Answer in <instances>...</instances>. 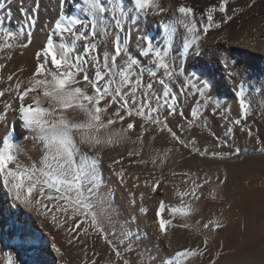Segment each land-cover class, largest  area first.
<instances>
[{
    "label": "snow or ice",
    "instance_id": "obj_1",
    "mask_svg": "<svg viewBox=\"0 0 264 264\" xmlns=\"http://www.w3.org/2000/svg\"><path fill=\"white\" fill-rule=\"evenodd\" d=\"M228 4L229 0H219L218 5L209 6L207 23L202 29L198 28L194 18L188 19L194 13V9L180 4L176 9V12L180 14L177 23L182 25L189 34L183 40V48L192 49L200 42L201 31L206 35L209 29L220 28L221 22L231 21L237 11L243 10L232 9L233 14L229 15ZM253 4L255 0H251L248 7ZM82 5L87 19L74 13H61L56 19L46 44L35 53V68L31 76L27 78V84L25 85L24 81L17 78L7 89L0 90V96H4L6 91L15 93L18 100L19 119L26 129L35 133V138L41 143L43 149L40 167L35 164L24 166L16 155L18 145L14 141L13 131L7 132L0 138L2 143L0 177L3 178V185L15 200L30 208L43 207L47 214L52 215L53 224L67 233L66 239L69 245L84 243L85 237L88 236V228L84 227V224H88L94 232L107 241L105 230L94 211L95 204L92 200L99 190L101 181L99 170L106 150L115 149L128 142L139 144V148L127 150L126 156L121 155L118 159H112L109 164L110 168L121 165L115 175L124 184L126 183L125 169L122 165L126 159L129 164L149 163L148 160L140 158L146 135L151 137V140H155L158 135L168 134L174 143V149L167 148L163 156L150 157L152 165L162 170L168 159V153L173 150L179 152L181 148L189 147V142L182 139L177 131L169 126V118L179 115L187 122L186 128L184 124L176 125L180 131L190 130L194 122L199 119L196 109L190 112L192 119L185 117L183 110L178 108V101L172 94L170 84L164 78H157V72L154 69H163V76L168 80L185 76L183 68L177 71L174 62L167 59L169 55L167 48L161 49L153 45L151 38L141 37L145 44L139 54L145 57L151 55L154 65V68L146 69L130 54L125 43V39L131 36L132 27L129 24L134 16L160 15L169 11L161 5L160 0H82V4L80 0H76L72 7L80 9ZM216 12L223 14L222 21L214 20ZM27 19L30 26L35 25L36 21L33 17L28 16ZM105 20H108V24L104 23ZM109 25L112 26L114 34V39L111 40V51L102 52L100 44L89 42V37L95 38L99 35L106 45L110 35ZM174 27V25H165V31L171 33ZM84 30H88L87 33ZM119 33H124L123 39ZM26 35L28 39L18 47L30 46L31 33ZM66 36L72 37L70 42H66ZM55 37H59V40L54 39ZM5 38L15 39V36L7 32ZM81 41L84 42L82 51H77ZM12 47L11 43L0 45V49ZM193 54H196L195 50ZM121 57L123 59L118 64L117 60ZM8 58L11 59L10 54ZM4 67V64H0V70ZM90 68L93 70L92 76L89 75ZM145 71L162 86L161 92L142 90ZM133 75L135 79L132 78ZM229 75L231 76L232 73ZM14 77L15 73L9 74L7 81H13ZM197 80L194 73L185 76L182 87L202 98L197 101L201 108L206 109L209 104H212V114L218 113L222 119L228 121L225 135L233 134L234 127L239 126L241 120H246L252 112L251 99L245 85L241 82L237 85L235 92L240 118L229 120L226 112L222 110L220 101L212 100V97L206 93L205 89L209 87V84L203 82L198 86L194 82ZM146 88L152 90L153 83H147ZM30 94H35L36 98L28 100ZM41 94L47 100V106L41 103ZM10 109L11 105L6 104L3 114H0V120L6 117ZM68 110L79 111L84 119L74 122L66 115ZM117 124L120 127L113 128ZM239 130L246 131L248 136L252 135L250 129L241 127ZM76 133L79 134V143L76 140ZM133 133H136L135 139L132 137ZM191 143L193 147L189 155L198 153L200 156H205L207 154L195 147L194 140ZM80 145L85 146L88 151L81 152ZM239 151L237 149L236 152L227 155H238ZM261 151H264V148ZM211 155L221 154L213 152ZM10 165L13 166L10 167ZM171 175L183 176V182L188 187L183 191L178 189L175 191V195L181 199L182 207H172L168 211L173 214V217L175 214L190 216L195 208L191 203L185 204L184 198L199 201L203 195V187L209 184L212 177L206 174L201 180L200 177L193 178L194 174L187 172H172ZM132 179L137 181L132 185L134 188L143 185L151 193L163 191L165 186L171 183L163 174L157 176L155 172L149 173V178L143 181L139 176H133ZM216 180L219 184H224L227 177L223 179L216 177ZM212 193L215 199V189ZM144 195L145 193H140L142 198ZM42 200L49 203L44 204ZM131 203L135 204V200ZM139 211L146 214L148 209L141 206ZM165 211L166 205L160 201L155 215L158 231L164 238L169 235V226H174L172 219L165 218ZM179 227L188 228L190 225L184 223ZM220 227L219 223L212 224L211 221L203 225V228L209 231ZM203 245V251L197 245L195 248L178 251L174 255L184 259L203 256L207 251V237L204 238ZM53 247L56 246L53 245ZM56 250L60 251L59 248ZM113 251L117 261L122 260L123 264H129V261L124 259L121 252L114 246ZM117 261H113L112 264H117ZM149 264L152 262L149 261ZM161 264H180V260L161 258Z\"/></svg>",
    "mask_w": 264,
    "mask_h": 264
},
{
    "label": "bare ground",
    "instance_id": "obj_2",
    "mask_svg": "<svg viewBox=\"0 0 264 264\" xmlns=\"http://www.w3.org/2000/svg\"><path fill=\"white\" fill-rule=\"evenodd\" d=\"M161 1H163L165 8L169 9V11H166L160 15H148V16L136 15L134 16V18L131 20L129 24V26L132 27L131 36L125 39V43L127 45L128 51L132 53L133 56H136L135 58H138L139 60H142L145 57L139 54L145 44V41L142 40L141 37L151 38L152 43L154 45V33H155L154 26L157 25L158 22L161 24V22L165 19H170V21L173 20L174 22H176L177 25H175V27H177L176 28V30L178 31L177 34H179L177 35L179 37L178 38L179 42L181 38L184 40L185 37L189 36V34L186 32V29L182 25L177 23V18L180 16V14L176 12V9L178 8L180 4L190 6L194 9V13L188 17V19L191 20L193 18H196V19L199 18L202 14H205V13L207 14L208 7L218 4L217 2L219 0H161ZM64 2L62 0H0V26L2 27V30H3L2 32L5 33L6 31L7 33L9 31L16 35L19 34V36H16V37H19L18 38L19 44L24 43L28 39V36L26 35V33H29L30 31H32L33 27H35V26H30L27 17L31 16L36 20L38 19L36 29L33 31L34 34L31 35V44L29 47L21 48V47H18L19 45L18 44L16 46H13L11 49H8V48L0 49V64L8 62L6 63L5 67L2 70H0V77H2V79H0V90L7 89L8 86L10 84H13L17 78L19 80L24 81L25 85L27 84V78L31 76L35 68V64H36L35 53L46 44V41L50 34V33H47L49 31L48 29L51 27L52 22L55 23L56 19L60 16V13L62 10H63L62 13H74L80 16L81 18L87 19V17L83 15V5L80 9H76L72 7V5L76 2V0H67L66 4ZM80 2L82 4V0H80ZM254 10L257 13L259 12L263 15L261 18V21H262L264 19V2H262V4L260 5L255 6ZM129 11H131V9H129ZM248 13L244 14L243 18L245 17L247 18L249 16ZM220 15L221 14L219 12H216L214 17L216 16L220 18ZM137 20L139 21L138 24H137ZM104 23L108 24V20H105ZM241 23H239L237 19H233L232 24L223 28L222 30L213 31L212 33H210L209 36H206V37L202 36L198 45H194L191 51H189L190 56L189 57L187 56L188 58L186 57L187 66L191 70L197 69L203 72L205 75H207L208 71L206 67L209 62H213V64L215 65V68L214 69L210 68L209 74L211 75V78L216 77V80H215L216 89L215 90H217L219 93L228 97V99H230L233 103H236V100H237V96L235 95L237 85L241 84V82H243L244 85L245 84L248 85L247 84L248 82L249 83L251 82L252 84H254L253 90L251 89L252 92L251 93L248 92L250 93L249 97L252 98L254 101L255 96H256L260 100V102L258 104H255L254 107L252 106L253 113L251 116H249L250 118L249 117L248 118L257 119V111L258 110L264 111V90H262V88H264V23L262 24V26L255 25L256 27L254 26L255 28L252 29V31L249 32L248 35H245V33L244 34L242 33L244 27ZM159 26H160L159 28L162 27V25H159ZM108 30H109L110 35H109V40L106 45H105V41H103L99 35L95 38L89 37V42H97L98 44H100L101 46L100 50L102 52L105 50L111 51V40L114 39V34H113L111 25H109ZM84 31L87 33L88 30H84ZM157 33H160V32H157ZM119 35L121 36L122 39L124 38V33H119ZM167 35H164L165 39H167L168 37ZM244 36H245L244 41H241L243 40L242 38ZM54 39L59 40V37H55ZM71 39H72L71 36H66V42H70ZM83 43H84L83 41L80 42V45H78L77 47V51H82ZM178 45L179 44L175 45L176 49L178 48ZM193 50H195L196 54H193ZM9 54L11 55V59L8 58ZM145 59L148 60L147 58ZM223 60L224 61L226 60L227 62H229L230 69L235 70V72L237 71V74H238L237 76H239L237 78H239L240 80L236 79L233 74L231 76L229 75L231 71L228 68H225L226 65L224 64ZM20 69H23V71H20ZM206 71H207V74H206ZM12 73H15L14 80L7 81V76ZM92 74H93V70L90 68L89 75L92 76ZM247 91H249V89ZM35 98H36L35 94H30L27 99L31 100ZM40 100L44 106H47V100L42 96V94L40 95ZM6 104H10L11 109L8 110L6 117L0 120L1 121L0 122V132H1L0 138L3 137V135L8 131L11 125L12 130H9V131H13L14 141L18 145V150L16 152V155H17L19 162L24 166H31L35 164L37 167H40V161H41V156H42V151H43L41 147V143L35 138V133L29 129H26L23 126L22 122L20 121L18 112H17L18 100L16 98L15 93H13L12 95L11 93L6 91L3 97L0 96V114H3ZM66 115L69 117V119L73 120L74 122H78L84 119L83 114L77 110H68ZM238 118L240 117L238 116ZM247 119L245 120V122H242V123L246 124ZM77 138L79 140V137H77V134H76V139ZM0 146H2V143H0ZM80 146L82 147L81 149L82 152L88 151V149L85 146L83 145H80ZM128 146L126 148H128ZM119 150H122V148ZM117 156H113V157H117ZM104 160L106 162L104 161L105 163L102 165H103L105 172H103L102 174L100 172L101 181H100L99 190L97 191L96 196L92 197L93 203L95 204V207H96L94 211L96 210V212L98 211L99 213L103 209H105L104 206L106 205L109 208L108 212L110 213V214L108 213L109 214L108 216L112 215V218L117 223H120L122 221V224H123L124 210L123 212L121 211L123 207L121 209V207L118 206V204H114L112 202L113 197L110 199V196H111L110 190L112 189V187L109 190L108 185H107V178H106L107 173L109 172L112 173V171H109V169L106 168V165L110 160L108 158ZM193 161H195V165H197V163L202 166L205 165L202 171L205 170L206 165L207 166L209 165V163L202 162V161L195 160V159L189 162L192 163ZM213 163L214 162H212V164ZM12 166L13 165H10V167ZM133 168L134 167H132V169ZM200 171H201V167H200ZM111 173L109 174L111 175ZM138 175L139 174H137L136 176ZM170 181L171 183L165 186L163 191L158 190L157 193H155L157 202L161 198L162 201L166 205V211L164 213V216L171 214L168 211V209L172 207L180 208V203H179L180 197L175 195V191L177 189L180 191L182 190L174 182L175 180L173 181L171 179ZM119 182H117V184ZM128 182L130 181L129 180L126 181V185L129 184ZM126 187L129 190L128 185ZM219 188L220 187L218 185H215L213 187V189H215V193H214L215 199H213V193H212L213 189L209 190L208 187L207 189H205L204 187V189L208 190V192H210V195L207 194V192H205L204 190L205 193H203L199 201L191 200V198H187V197L184 198L185 200H190L191 202L189 203L193 202V205H195L193 206L195 207V211L193 215L194 223L192 224L190 223L192 222L191 218L188 219V220H191L190 222L186 219V217L184 219L182 218L183 222L186 223V220H187V223L191 224L190 227L191 226L194 227L193 228L194 229L193 231H195L194 242L183 241L182 238L184 235H186V231L184 227L183 228L179 227L180 222L177 218L178 214L177 215L175 214L176 216L174 215V217L176 218V220L172 219V220H175V222L173 224L174 226H171L169 228L168 237L166 238L163 237L164 239L163 242L159 240L160 242L164 244V246H166V243H168L169 241L174 242L175 244L174 249L171 250L170 249L171 247H170L169 249L171 251L167 249L169 252L165 251L161 253L159 258L156 257L159 255L156 254V251L154 249L153 255L155 256V260H156V261L154 260L156 262V263L154 262V264H161V258H165V259L169 258L172 260L179 259L180 264H216V261L218 259L217 245L219 243V240L223 237L225 232L227 231L229 232V235L226 240L227 248H230L234 244H239V243L246 242V241L248 242L249 240L253 238V235L256 232V230L254 232V228H253V222H254L253 221L254 220L253 211H254L255 206L259 208L260 206L259 203H261L260 200H258V198L254 197L256 196V194L253 196L251 191L246 187L238 191L237 189H235V187L234 189H230V188H233L232 186H230V188L227 190L228 194L226 195L223 193V191L221 193L219 191ZM113 192H111V194ZM121 194L122 192H120V195ZM151 195L153 196V194ZM116 199H119V198H116ZM43 201L44 202L42 203L44 204L49 203L46 200H43ZM49 207H51V204H49ZM155 210L157 209L154 208V213L153 214L150 213V215L147 217L150 218V224L152 222L154 224L156 231L159 233L158 223L155 217L156 215H154ZM0 211H1L0 251L3 252V255L1 256L5 257V259L8 258L7 259L8 261L4 259L6 262H10L9 260L12 259L14 261H11V262H16L17 264H74L69 257L70 252L72 251L70 250L69 245H67L68 244L67 239H66L67 233L63 229L57 228L53 224L52 215L47 214L43 207L36 206V207L30 208V207L25 206L20 201L15 200L14 196L11 193H9L8 189L3 185L2 177H0ZM53 214L59 215L58 213H53ZM181 217H184V216H181ZM143 218L145 217L143 216ZM209 221H211L212 224L219 223L221 227L213 228L211 231H209V229H204L203 225L205 223H208ZM110 222H112V220ZM88 235L89 236L84 239L85 243H89L90 241L95 240L93 239L96 237L95 232L92 234L90 233ZM255 236L256 235H254V238ZM157 237H153V238L158 239ZM205 237L208 238V245H207V251L205 252L203 256L192 257L189 259L175 257L174 254L176 252L181 251L185 248H195L197 247V245H199L200 250L203 251L204 250L203 240ZM53 245H55L56 247H53ZM247 246H244V247H247ZM57 248H59L60 251H57L56 250ZM161 248L162 247H160V249ZM244 259L246 260V258ZM218 261L221 264H224V262L226 261V257H221Z\"/></svg>",
    "mask_w": 264,
    "mask_h": 264
},
{
    "label": "rangeland",
    "instance_id": "obj_3",
    "mask_svg": "<svg viewBox=\"0 0 264 264\" xmlns=\"http://www.w3.org/2000/svg\"><path fill=\"white\" fill-rule=\"evenodd\" d=\"M62 1L64 2V0H62ZM262 2H264V0H255V4H253L251 7H248V5L251 3V0H229V4L227 5V7L229 9V13H228L229 15L233 14L231 11L232 9H238V10L243 9L242 11H237L233 15V19H237L239 23L242 22L241 24L244 27V29L242 31L243 34L245 33V35H248V33L251 32L252 29H254L256 27L255 25H259V26L261 25L262 26V24L264 23V21H263L264 19L261 21V18L263 15L259 12L257 13L254 10V7L262 4ZM64 3L66 4L67 0H65ZM160 3L163 7H165V5L163 4V1L160 0ZM217 3L219 4V1ZM218 4H216V5H218ZM62 11H61V13H62ZM246 13H248L249 16L247 18L246 17L243 18L244 14H246ZM83 15L87 17L84 10H83ZM215 17H214V20H216V21H222L223 20V14L220 15V18L216 17V19H215ZM194 19H195V22H196L198 28L202 29L203 25L207 23V14L206 13L202 14L199 18H197V19L194 18ZM233 19L231 21H228L227 23L221 22L220 28L213 27V28L209 29V31L206 35L203 34V32L201 31L200 32L201 37L202 36H205V37L209 36L210 33H212L213 31L222 30L223 28L232 24ZM35 21H36V23L34 25L35 27H33L32 31H30L31 35L34 34L33 31L36 29L38 19L37 20L35 19ZM163 21H164V23H163ZM163 21L161 22V24L158 22L157 25L154 26V28H155L154 29L155 30L154 31L155 32L154 33V45L157 47H160L161 49L167 48L168 53H169L167 59L174 62L175 67L177 66L176 67L177 71H179L181 68H183L185 70V76H189L190 74L194 73L195 76L198 78V80L194 81V82H196L198 84V86H200L201 83H203V82H207L209 84V87L207 89H205L206 93H208L212 97V100H219L220 101L221 106H222V110H224L226 112L227 116L229 117V120H234V118L237 119L239 116V111H238L239 105H237L238 99L236 100V103H233L230 99H228V97H226L225 95H223V94L219 93L217 90H215L216 89V87H215L216 86L215 85L216 84L215 83L216 77H212L213 78L212 79L211 75L209 74L210 68L211 69L215 68V65L213 64V62H209L211 64V66L208 63V65L206 67L207 71H208V74L206 71L207 75H205L203 72H201L197 69H194V70L189 69V67L187 66V58L190 56L189 51H191V49H184L183 48V39L181 37L180 38L182 41L181 40H180V42L178 41L179 37L177 35H179V34H177V32H178L176 30L177 27H174L175 30L172 31L173 33L172 32L169 33L167 31H165V29H164L165 25H174L175 26V25H177L176 22H174L173 20L170 21V19H165ZM173 23H175V24H173ZM53 25H54V22H52L51 27H53ZM159 25H162V27L159 28L160 27ZM51 27L48 29L50 32L52 30ZM0 30H2L1 26H0ZM2 31H0V40H1L0 42H2V43H0V45H3L5 43H11L13 46H16L19 44V41H18L19 37H16V36H19V34L16 35L13 33L15 35L16 39H12V38L6 39L5 38L6 31H5V33ZM49 31L47 33H50ZM157 32H160V33H157ZM163 34L164 35L169 34V35H167L169 38L167 36L166 37L170 41L165 39ZM162 39H164V40H162ZM242 39L243 40H241V41H244L245 36ZM165 40H167V41H165ZM14 42L17 44H15ZM174 44L175 45L179 44L180 46L178 45V48L176 49V46ZM130 54L132 55V53H130ZM133 57H136V56H133ZM150 57H151V59H150ZM145 58H147L148 60H146ZM122 59H123V57L118 58L117 63L119 64V62H120L119 60H122ZM136 59L138 61H140L138 63H140V65L144 66L146 69L154 68L153 63H151L152 62V56L151 55H149L148 57H144L143 58L144 60L142 59L143 62H142V60H139L138 58H136ZM6 63H8V62H6ZM6 63H3V64L6 65ZM146 64H148V65H146ZM224 64L226 65L225 68H228L231 71V73L234 75V77L236 79H239V78H237V77H239V76H237L238 75L237 71L235 72V70L229 68V62H227L225 60ZM212 65H213V67H212ZM154 70L157 72V78H164L166 80V82H168L170 84L172 94L175 95L177 98L178 108H181L183 110L185 117L192 119V117L190 116V112L193 109H196L199 113V119L196 120L193 124V127L187 131H180L176 128V125H178V124H184L185 128L187 127V122L185 120H183L179 115H175L173 117H170L169 121H168L169 126H171L173 128V130H176L178 135H180L182 137V139L189 142V147L187 149L181 148L179 152H176L175 150H173V152L168 153V159H167L163 169L162 170L156 169L155 166L152 165L150 157H152V156H163V154L167 148H173L174 149L175 146L171 140V137L168 134L158 135L155 140H151V137L146 135L145 141H144L143 151L141 153L140 158L148 160L149 163L146 165L145 164H129L128 160L126 159L122 165V166H124L123 168L125 169V181H128V180L130 181V182H128L129 184H127L129 187V190L126 187L127 186L126 183L121 184L120 178L115 175V172L118 171L121 166L117 165L116 167L113 166L112 168H110L108 164H111L112 159H118L121 155L126 156L127 150L139 148L140 147L139 144H133L131 142L122 144L121 146H119V148L116 147L115 148L116 150L112 149L114 154L111 150L105 151L103 153V164L106 162L104 159L108 158L110 161L107 163L106 168H108L109 171H112V173L109 172V173H111V175L109 173H107V176H106L107 185H108L109 190L112 187V189H111L112 191L110 190V195H111L110 199L113 197L112 202L114 204H118V206H120L121 209L123 207V209L121 210L122 212L124 210L123 224H122V221L120 223H117L112 218V215L108 216L110 213L108 212L109 208L106 205L104 206L105 209H103L99 213H98V211L96 212V210H95L98 218L101 221L102 227L105 230L104 234L107 236V241L105 239H103L100 234H97L95 232L96 237L93 238L95 240H92L94 243L92 241H90L89 243H85V242L82 243L83 245L81 243H80L81 245L78 243L74 244V245L67 244V245H69L70 250L72 251V252H70V255H69L71 261L74 264H78L79 262H80L79 264H93V261H95V264H112L113 261H117L115 253L113 251V246H114L116 249H118L121 252L123 258L129 261V264H149V261H151L152 264H154V262L156 261L155 256L153 255L154 249L156 251V254L159 255V256H156L158 258L160 257L161 253H163L165 251L169 252L168 250L174 249L175 244L172 241H169L168 243H166V246H164V244L162 243L164 240L163 237H161L160 234L156 231L154 224L152 222H151L152 225L150 224V218L147 217L150 215V213H152V214L154 213V208L158 210V208H157V207H159L158 204L160 203V201H162V199L160 198L159 201L157 202V198L155 196V193H151L149 191V189L143 187V185H141L142 187L140 186L141 189H140V187H138L136 190V188H134L132 185H133V183H137V181L132 180V177L139 174L138 176L140 177V180L143 181L144 179L149 178V173H151V172H155V174L157 176L163 174L168 180H171V179L173 181L175 180L174 182L183 191L188 187V185L183 182L184 177L179 176V175L176 177H173L171 175V173L172 172H176V173L187 172V173L194 174L193 178L200 177L201 180H203L205 178L206 174H207V176H211L212 180L209 182V184L207 186H204L205 189H207V187L209 189V187L211 186L209 189V190H211V189H213V187L215 185H218L220 187L219 191L221 193L223 191V193L227 195L228 194L227 190L230 188V186L233 187L230 189H234V187H235V189H237L238 191L242 190L243 188L246 187L251 191L253 196L256 194V196H254V197L258 198V200H260L261 203H259L260 204L259 208H257V206H255L256 209L254 208V211H253L254 232L256 230V232L254 233V235H256L255 238L253 235L254 239L252 238L248 242L247 241L242 242L243 244L242 243L234 244L231 246L233 249L231 247H230L231 248L230 249V248H227V246H226V240H227V237L229 235V232L228 231L225 232L223 237L219 240V243L217 245V257H218V259L216 261V264H221L218 261L221 257H226V261L224 262V264H264V201H263L264 200V151H261V149L264 148V111L258 110L257 111V119H249L250 118L249 117L248 118L249 121L247 119L246 124L242 123V122H245V120H243V121L241 120V124L239 126L234 127V133L233 134L225 135L226 125H227L228 121H225L224 119H222L218 113L216 115L212 114V112H211V108L213 107L212 104H209L208 108H206V109L201 108L200 104L197 103V101L201 100L202 98H200L198 96V94H196V95L191 94L190 91H188L182 87V83L185 79V76H180V77L175 78L173 80H168L167 77L163 76V72H164L163 69H154ZM132 78L135 79V75H133ZM149 82L153 83V89L152 90H148L146 88V85ZM247 84L248 85L245 84L246 90L249 89L248 92L251 93L253 90L254 84H252L251 82L250 83L248 82ZM249 86H250V88H249ZM125 90H127V89H125ZM142 90L159 93L162 91V86L158 82L153 80V78L149 77L147 71H145L144 76H143ZM9 93H11L13 95L14 92L13 93L9 92ZM250 93H248L249 94L248 96H250ZM137 95L139 96L140 93L138 92ZM1 97H3V96H1ZM250 99H252V98H250ZM252 101H253V99L251 100V108H253L255 106V104H258L260 102V100L256 96H255L254 101L253 102ZM229 109H230V111H228ZM252 113H253V111L251 112V115H252ZM232 116H234V117H232ZM138 123H139V121H138ZM117 127H120V126L118 124L113 126V128H117ZM241 127H244L246 129H250L252 131V135L248 136L246 131H245L246 133L241 132L239 130ZM9 130H12L11 125H10V128L8 129V131ZM137 133H138V129H137ZM0 134H1V132H0ZM76 134H77V137H79L78 133H76ZM76 134H75V136H76ZM133 134H132V137H133V139H135L136 133H133ZM76 140L79 141L78 138ZM193 140L195 141V147L197 149H199L200 151H205L207 153L205 156H200L198 153H194L192 155H189L191 148L193 147V145L191 143ZM149 141H151V143H149ZM77 143H79V142H77ZM127 146H128V148H126ZM80 148L82 149L81 146H80ZM121 148H122V150H119ZM237 149L240 150L238 155H227L228 153L236 152ZM81 152H82V150H81ZM213 152L220 153L221 155L212 156L211 154ZM105 155H106V157H105ZM110 156H112V157H110ZM113 156H117V157H113ZM194 159L209 163V165L208 166L206 165L205 170L202 171V169H204L205 165L202 166L198 163H197V165H195V161H193L192 163L189 162V161L194 160ZM157 162L159 163V160ZM212 162H214L215 164L214 163L212 164ZM234 163H235V165H234ZM189 164H191L192 166ZM132 167H134V168L132 169ZM200 167H201V171H200ZM139 168H141V169H139ZM99 171L101 172V174L103 172H105L103 165L101 166ZM225 176L227 177L226 182H228V183L219 184L216 180V177H220V179H223ZM115 180L117 182H119V181L120 182L117 184V182ZM204 187L202 189V192L203 193L207 192V194L210 195V192H208V190H205ZM222 187H223V189H222ZM258 187H259V189H258ZM130 189H132V190H130ZM141 190L143 193H145L143 198L140 196ZM204 190H205V192H204ZM145 191H147V192H145ZM111 192H113V193L111 194ZM120 192H122V194H121L122 196L120 195ZM151 194H153V196ZM117 196H119V197H117ZM116 198H119L120 200L116 199ZM132 200H135V204L131 203ZM152 200L155 203H153ZM180 201H181V199L179 200V203H180V207H182V204ZM42 202H44V201L42 200ZM185 202L187 204L191 201L184 199V203ZM156 203H157V205H156ZM124 204H125V206H124ZM191 204L193 205V202ZM141 206L146 207L148 209V212L146 214L141 213L139 211V208ZM193 206H195V205H193ZM151 207H152V209H151ZM94 209H96V207H94ZM152 210H153V212H152ZM157 210H155V214H156ZM98 214L100 215V217ZM0 215H1V211H0ZM193 215H194V212L190 216H184V217H181L183 215L178 214L177 218L180 222V225L185 223L182 221V218L184 219L185 217L187 220L191 218L192 222H190L191 220H188V221L191 224L194 223L193 222ZM143 216L145 218H143ZM166 216H165L166 219L170 218V219L176 220L175 217H172L173 214H169ZM187 217H189V218H187ZM111 220L115 225L112 222H110ZM175 220H172L173 221L172 225L174 224ZM187 220H186V223H187ZM191 224H189V225H191ZM84 227L88 228V234L94 233L93 229L91 227H89L88 224L87 225L84 224ZM170 227L171 226H169V228ZM190 228L189 227L184 228L186 231V235L183 236V238H182L183 241L194 242V238H195V236H194L195 231H193L194 227L191 226ZM256 228H258V229H256ZM257 231H258V233H257ZM157 235H158V237H157ZM153 237H157L158 239L153 238ZM159 240L162 242H160ZM108 241H110L111 243H109ZM155 241H157V242H155ZM93 246H94V248H93ZM244 246H247V247H244ZM160 247H162L163 250H162V248L160 249ZM237 248H239V249H237ZM129 249H131V250H129ZM157 249H159V250H157ZM243 249H245V250H243ZM1 253H0V263L1 264H9L11 261H14V260L10 259L9 260L10 262H6V261H8L7 260L8 258L5 259V257L1 256V255H3V252H1ZM244 258H246V260ZM247 260H248V262H247ZM13 263L17 264L16 262H11L10 264H13ZM117 264H123V261L122 260L117 261Z\"/></svg>",
    "mask_w": 264,
    "mask_h": 264
}]
</instances>
